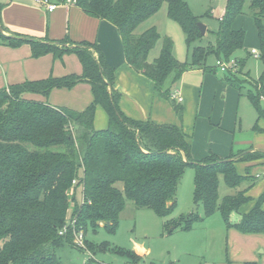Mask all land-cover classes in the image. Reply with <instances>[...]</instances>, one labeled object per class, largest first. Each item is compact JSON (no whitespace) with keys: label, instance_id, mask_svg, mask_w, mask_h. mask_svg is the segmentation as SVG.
<instances>
[{"label":"trees","instance_id":"1","mask_svg":"<svg viewBox=\"0 0 264 264\" xmlns=\"http://www.w3.org/2000/svg\"><path fill=\"white\" fill-rule=\"evenodd\" d=\"M163 1L166 16L181 27L190 49L185 61L175 58L171 39L154 26L137 31ZM73 4L115 26L125 62L151 80L156 93L170 100L180 122L182 106L172 97V85L187 70H211L207 64L210 54L214 62L220 59L236 63L237 70L225 72L229 76L223 78L239 91L232 78L240 73L242 62L236 52L243 49L246 33L232 27L236 17L248 13L253 18L258 55L264 62V0H226L218 27L211 31L213 41L206 47L194 46L202 39L198 18L183 0H74ZM2 32L0 26V45L28 44L34 58L47 53L56 58L64 53L75 54L81 72L0 88V264H60L56 251L72 240L71 234L63 231L64 227L70 228L69 211L85 230H96L103 221V228L111 232L116 231L127 201L137 209L153 210L158 217L170 216L176 206L178 182L187 167L194 170L192 199L201 207L202 215L190 212L181 216L169 234L176 229L190 231L194 224L215 213L220 214L227 228L264 234V192L254 200L249 212L240 214V207L253 201L246 191L256 179L248 178L249 166L244 174L235 167L237 162L263 159L264 151L240 150L238 155L231 153L228 161L215 154L193 160L180 126L133 119L121 111L116 67L106 61L96 43L63 46L70 45L67 38L40 40ZM159 42V53L150 60V53ZM261 74L264 77V69ZM78 83H87L92 94L82 110L27 97L38 94L46 98L53 89H70ZM262 93L264 86L247 94L257 119H264ZM97 106L107 115V126L102 129L94 127ZM220 177L229 188L242 184L245 187L220 198ZM77 191L81 193V205L76 203ZM108 249L129 259L137 258L120 247ZM85 264L95 263L88 260Z\"/></svg>","mask_w":264,"mask_h":264},{"label":"crops","instance_id":"2","mask_svg":"<svg viewBox=\"0 0 264 264\" xmlns=\"http://www.w3.org/2000/svg\"><path fill=\"white\" fill-rule=\"evenodd\" d=\"M50 2H54V0H50ZM59 5L65 7L59 10V15L66 11V17L69 19V28L64 37V31L59 30L49 33L50 39L47 40L57 41L69 38L70 40L68 41L71 46H75L81 42L96 43L103 52L106 61L116 67V87L121 93L119 107L126 116L140 120L149 119L155 123H172L181 128L183 127L182 130L190 144V154L193 160H200L209 154H215L220 158H227L231 153L240 150L254 149L264 151V120L257 119L255 108L253 113L252 111H248L246 114L248 117L246 119L248 123L247 131L249 129L251 133L245 136L240 135L243 133L241 127L242 116H240L241 99L242 96H245L248 101L249 99L246 93H241V91L239 92L227 84L223 77L220 76L219 80L215 78L219 73H225L216 68L214 66L215 63L212 64L214 70L190 69V71L183 72L177 82L172 85V97L174 99L181 98L178 102L182 106V120L180 122L171 106L170 100L156 93L151 80L135 72L125 62L121 37L113 24L105 19L85 13L75 4ZM40 6L42 7V5ZM21 7V12L25 18L24 26L20 27L5 21L4 32L45 40V36L47 35L45 34L44 36V33L41 31L43 18H46L49 26L52 28L54 19L58 14L55 13L57 7L50 12L44 6L46 11L42 9L43 7L40 8L36 4H22ZM71 25L75 26V32L72 30ZM257 48L258 39L256 47H252L251 49L257 50ZM159 49L160 47L157 48L158 53ZM158 53L153 55L152 58L156 57ZM70 55L74 54L65 55L63 57L65 63H63L59 62V59L50 53L43 54L37 58L32 57L28 44L16 47L0 45V88L18 84L25 80L42 79L48 76L59 77L72 73L79 74L81 72V64L79 61L77 64L71 63L70 61L73 57ZM196 71L202 73L201 83L202 80L203 82L207 80L209 82V86L206 87L211 95L209 101H205L204 91L200 90L198 85H195L197 84L196 82H192L189 85L184 83L185 74ZM178 81L179 85L176 86ZM52 91L50 92L51 94ZM73 91L83 92L85 99L90 94V99L79 106H74L73 103L67 101L60 106L82 110L92 99L90 86L87 83H78L67 93ZM191 93L192 95H189ZM27 97L42 101H47L48 99V97L44 98L38 94H29ZM100 107L97 106L95 108L94 127L96 129H102L107 126L106 113L105 119L100 121L99 124L96 122V117L98 114L100 115ZM99 117L102 116L100 115ZM247 166L251 168V175L257 179L254 185L246 191V195L252 198L253 201L241 206L239 209L240 214L249 212L255 204L254 200L264 192V158L250 162L235 163L239 174H244ZM244 187L242 186L239 190H243ZM261 207L264 209V203ZM212 217L213 215L206 217L196 226V229H201L200 233L204 237V247L200 251L203 254H201L200 263L198 264H244L245 262L264 264L263 233H242L234 228H227L221 216L220 218H216V221L212 224L206 223V220ZM194 229L193 227L190 231H184L183 233H190ZM222 241L225 242L226 252H224V248L222 247ZM132 250L138 254H144L143 257L147 253V250L139 244ZM214 250H217L219 254L214 253ZM118 259L112 263L127 262ZM168 264L170 263L168 262Z\"/></svg>","mask_w":264,"mask_h":264},{"label":"rangeland","instance_id":"3","mask_svg":"<svg viewBox=\"0 0 264 264\" xmlns=\"http://www.w3.org/2000/svg\"><path fill=\"white\" fill-rule=\"evenodd\" d=\"M183 1L188 5L191 13L198 18V22L206 25L205 34L202 36L201 40L194 43V46L206 47L209 42L213 41L211 31L216 30L218 27L219 19L226 6V0ZM55 2H58L61 5L73 4V0L70 2H68V0H55ZM248 2L249 0H246V3ZM22 4H36L40 8L43 7H41L39 3L37 4L36 0H0V26L2 29L5 27V21L16 24L20 27L24 26L23 23L25 22V18L21 12ZM64 8V6L57 7L55 13L58 14L54 19L52 28L49 26V22H47L46 18H43L41 31L44 33V36L45 34L47 35L45 36V40L50 39L49 33L57 32L59 30L62 32L64 31L63 37L65 36L69 28V19L66 17V11L65 13L59 15V10ZM42 9L45 10L44 7ZM150 26H154L161 35H165L171 39L173 45V54L177 60L185 61L188 58V55H190V49L187 48L185 43L184 33L178 24L171 21L166 16L165 1L162 2L159 10L153 16L139 25L137 31L140 32L141 30ZM232 27L238 29L242 28L246 33L243 49L236 52V56H240L239 58L242 62L239 66L241 68L240 73H235L236 75L232 79L236 84H238L239 91H241V93H252L255 89L260 90V88L264 86V77L261 74L262 70L264 69V62L260 59L259 55L255 57L250 52L251 48L256 47L257 45L254 20L250 14L245 13L233 20ZM71 28L75 32V26L71 25ZM2 33L5 35L20 36L14 33ZM68 40L70 39L68 38ZM63 46L71 45L64 44ZM58 47L60 46L58 45ZM159 47L160 42L150 53V60L153 59V55L158 53L157 48ZM67 54L71 53H64L60 58H58L59 62L65 63V59H63V57ZM70 56L73 57L70 62L77 64L79 60L76 58V55L74 54ZM213 63L214 56L213 54H210L207 58V64H209L210 69H212ZM201 74L202 73L199 71L185 74L184 83L189 85L192 82H196L197 84L195 85H198V88L204 91V99H206L205 101H209L211 95L210 91L206 89V87L209 86V82L208 80L205 82L202 80L201 83ZM219 74L215 77L218 80L220 79V76H229L226 73ZM178 85L179 81L176 86ZM72 89L73 87L70 89H55L52 91V94L50 93L51 95L48 97L47 101L54 106L63 105V103L66 101L73 103L74 106H79L83 102H88L90 99V94L88 95V98L85 99L83 92L73 91L71 93H67ZM192 93L189 95H192ZM263 95L264 93L261 94V96ZM261 96L260 104L264 107V99H262ZM176 100L179 102L181 98L178 97ZM100 108L101 109L99 113L102 117H99L100 115L98 114L96 117L97 124L106 118L103 108ZM254 108L255 107L250 104L246 97L242 96L240 104V116H242L241 127L243 133L240 135L245 136L251 133V130L248 129L247 131L248 123L246 119H248V117L246 114L248 111H252L253 113ZM238 152H235L234 154L238 155ZM222 159L224 160L227 158ZM248 178L257 179L255 176L251 175V173H249ZM193 179L194 170L192 167H187L178 182L175 209L168 217H158V215L153 210L148 208L137 209L132 202L127 201L124 209L119 215L115 232H111L106 228H103V221L99 222V227L96 230H92L90 227H87L85 230L84 227L76 222L75 217H73L71 211H69L67 218L70 223V228L64 227V229H66L65 231L67 233L71 234L72 240L66 241L65 246L56 251L57 255L59 256L60 264H85V262L88 260H92L95 264H113L112 262L118 258V260L127 261L131 264H162L166 261L170 264L200 263V256L203 254V252L200 251L204 247V237L203 234L200 233L201 229H196V226H198L200 223L194 224L195 229L190 233H183L184 231L181 229H176L173 234L168 233L171 226L176 224L181 216H184L190 212H198L202 215L201 207L193 203ZM118 186L120 187V183H118ZM242 186L244 185L242 184L235 188H229L225 185L223 178L220 177L219 196L221 198L224 195L234 194L237 192V190L242 188ZM81 202V193L77 191L76 203L77 205H81ZM74 207L78 208L76 205ZM216 218H220L219 213H215L212 218L206 220V223L212 224L216 221ZM208 231L210 233L209 229ZM137 244L147 250V253L144 257V254H138L136 251L132 250ZM101 245H104V249H101ZM110 247H120L127 250L128 252H133L137 258L129 259L126 255H120L119 253L115 254L112 250L108 249ZM222 247L224 248V252H226V245L223 241ZM214 253L219 254L217 250H214Z\"/></svg>","mask_w":264,"mask_h":264},{"label":"built area","instance_id":"4","mask_svg":"<svg viewBox=\"0 0 264 264\" xmlns=\"http://www.w3.org/2000/svg\"><path fill=\"white\" fill-rule=\"evenodd\" d=\"M36 1L40 5L44 6L45 9L49 12L54 10L59 5V3L55 2V0H54V2H50V0H36ZM70 1L71 0H68V2H70ZM73 2H74V0H73ZM250 52L255 57H257L259 54L258 50H256V49H251ZM214 63H215L216 68H218L221 72H232V73H234L237 70L236 63L233 60L224 61V60L217 59V60H215ZM261 98L264 99V95L261 96ZM64 230L65 229H63V231ZM113 264H131V263L130 262H123V263H113Z\"/></svg>","mask_w":264,"mask_h":264},{"label":"water","instance_id":"5","mask_svg":"<svg viewBox=\"0 0 264 264\" xmlns=\"http://www.w3.org/2000/svg\"><path fill=\"white\" fill-rule=\"evenodd\" d=\"M197 27L200 31V34L203 36L205 34V31H206V25L201 23V22H197ZM253 149H248V150H245L246 152H249ZM229 159H224L223 161H228ZM164 264H168V262L166 261Z\"/></svg>","mask_w":264,"mask_h":264}]
</instances>
